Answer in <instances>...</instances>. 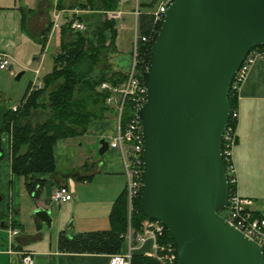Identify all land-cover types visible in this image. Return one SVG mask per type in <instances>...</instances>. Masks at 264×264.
<instances>
[{
	"label": "water",
	"instance_id": "water-1",
	"mask_svg": "<svg viewBox=\"0 0 264 264\" xmlns=\"http://www.w3.org/2000/svg\"><path fill=\"white\" fill-rule=\"evenodd\" d=\"M262 45L264 0H176L141 73L147 101L137 112L145 142L140 211L166 227L178 264H264L262 249L221 215L230 195L222 153L229 95L245 58ZM8 113L0 105V133ZM99 145L103 156L109 142ZM35 217L52 225L49 209Z\"/></svg>",
	"mask_w": 264,
	"mask_h": 264
},
{
	"label": "crops",
	"instance_id": "crops-1",
	"mask_svg": "<svg viewBox=\"0 0 264 264\" xmlns=\"http://www.w3.org/2000/svg\"><path fill=\"white\" fill-rule=\"evenodd\" d=\"M96 2L97 0H0V53L7 55L11 62L9 70H0V105L8 108L19 105L11 104L10 107L9 104L10 87L18 73L21 74L20 80L28 72L32 76L30 81H43L40 79L41 66L45 53L51 47L53 35L58 48L55 56L61 51L63 37L64 41H71L72 36L65 26L80 22L86 27L85 20L92 21L93 18L113 21L105 15L100 17L104 10L95 8ZM100 2L102 5L106 4L105 0ZM118 2V9L115 11L122 13L125 23L127 17L133 18L137 7H152L157 0L149 4H142L140 0ZM130 4H134L133 8L126 9ZM113 22L118 27L119 21ZM47 30V43L43 45L42 39ZM117 32L120 38L121 32ZM34 63H37V68ZM122 63L123 57L117 61L119 65ZM238 108L240 118L234 163L239 192L244 197L254 199L255 208L261 210L264 209V60L258 61L249 73L240 92ZM38 114L41 113L35 112L34 117ZM107 114L103 120L91 122L90 131L84 136L90 135L91 129H94L96 137L110 142L116 135L118 119L114 108ZM79 138L81 137L59 140L56 143L54 158L57 170L53 174L37 175L36 178L43 185H39L31 193L27 189L25 177L12 173L11 134L3 132L1 135L3 158L0 161V264H23L21 259L26 252L33 253L34 264H109L111 255L73 254L59 250L61 233L70 236L110 230L109 216L113 205L127 191L122 155L109 148L104 154L107 157L104 161L97 160L92 152H81L76 159L73 142ZM79 146L82 144L79 143ZM102 173L108 176L101 179L107 187L99 191L98 197H90L88 192L92 191L97 178H101L95 176ZM60 186L69 187L74 195L73 201L65 204L52 202V193ZM42 208L50 210V227L35 217L36 210ZM8 228L18 229L20 234L12 238ZM129 235L132 242L137 243L138 237L133 239V231L130 230L123 254L129 251ZM134 246L136 253L146 256L152 253V241Z\"/></svg>",
	"mask_w": 264,
	"mask_h": 264
},
{
	"label": "trees",
	"instance_id": "trees-1",
	"mask_svg": "<svg viewBox=\"0 0 264 264\" xmlns=\"http://www.w3.org/2000/svg\"><path fill=\"white\" fill-rule=\"evenodd\" d=\"M102 10L115 11L118 0H105ZM101 8V7H100ZM153 17L142 14L140 17V34L149 35L153 29ZM162 24L159 25L160 30ZM71 34V41L61 43V51L53 57L54 67L50 74L43 78L44 87L30 93V86L25 93L17 112L9 111L5 119L4 130L0 133V161L3 158L1 135L11 134L12 173L25 177L29 192H35L42 181L36 178L40 174H53L57 170L54 158V147L59 140L82 137L89 133L91 122L103 120L110 111L106 104L111 96L108 89H102L104 83L119 85L125 80L129 55H121V65L110 63L114 72L109 74L105 68L106 57L116 43V23L100 20L94 32L77 31L71 24L65 26ZM50 30V29H49ZM42 39L47 43L48 31ZM93 30V29H92ZM158 33L142 48V54L150 65L151 50ZM118 58V59H119ZM229 101L232 114L238 108V100L230 92ZM44 115V120L33 123L35 112ZM131 114L127 104L122 118L124 125ZM227 168V163L225 162ZM141 197L133 203L129 212L127 191L125 190L115 201L109 219L111 228L108 231L80 233L75 235L60 234L59 250L73 254H119L123 252L130 230L133 239L142 232L143 223L147 220L140 211ZM166 245L174 241L168 230L159 239ZM137 243H134L136 245ZM132 264H160L156 259L140 253H133ZM178 264L177 249L175 262Z\"/></svg>",
	"mask_w": 264,
	"mask_h": 264
},
{
	"label": "built area",
	"instance_id": "built-area-1",
	"mask_svg": "<svg viewBox=\"0 0 264 264\" xmlns=\"http://www.w3.org/2000/svg\"><path fill=\"white\" fill-rule=\"evenodd\" d=\"M123 1V0H121ZM176 0H157L156 5L142 9L137 7L133 12L134 39L132 42L130 67L126 72L125 80L119 85L112 86L104 83L101 88L108 89L111 96L106 104L114 108L117 112L116 135L109 142V148L121 153L125 164V175L127 178V196L129 208L132 210L133 203L142 195L143 181V152L145 142L143 138V123L137 115L138 110L147 101V89L141 79V73L149 70L145 56L142 54L143 46L150 42L159 32L158 27L163 24L165 15L170 6ZM149 13L153 17V29L149 35L140 34V17L144 13ZM107 17L113 21H119V30H125L123 15L120 11H110ZM74 30L84 31L85 25L80 22L71 23ZM260 60H264V45L249 52L241 68L234 77L231 91L239 101L240 92L245 84L249 73ZM11 66L10 59L4 53H0V70H8ZM44 87L42 81L37 80L31 87V92L38 91ZM230 91V92H231ZM127 104L130 106L131 114L123 125L122 118L125 115ZM19 106L12 108L17 112ZM240 113L237 108L232 114V124H229L222 138V153L224 163H227V173L229 176L230 195L228 207L222 212V216L236 230L243 233L251 241L255 242L264 255V209L255 208V200L244 197L239 192L237 170L234 163V149L237 143V127ZM231 119V116H230ZM74 195L68 186H60L52 193V202L55 204H65L73 201ZM166 227L160 222L147 220L143 223L142 232L138 234L137 243L144 245L152 241V253L149 257L156 259L160 264H173L175 262L176 248L172 243L162 245L159 239L164 235ZM10 237H17L20 234L18 229L9 228ZM129 251L126 253L113 254L109 264H132V256L136 247L129 235ZM23 264H34L33 253H23Z\"/></svg>",
	"mask_w": 264,
	"mask_h": 264
},
{
	"label": "rangeland",
	"instance_id": "rangeland-1",
	"mask_svg": "<svg viewBox=\"0 0 264 264\" xmlns=\"http://www.w3.org/2000/svg\"><path fill=\"white\" fill-rule=\"evenodd\" d=\"M100 1L97 0V2H96L97 4L94 5V7L95 8H100L101 7V9H104L103 8L104 4L102 5ZM152 1L153 0H140V2L142 4H149ZM133 5L134 4H130L129 6L126 7V9H128V8L132 9ZM142 9H146V8H142ZM108 12H110V11H104L103 16H100V17H104V15L107 16ZM99 20L96 19V18L95 19L93 18L92 21H88V20L86 21L85 20V24H86V28H87L86 31H88L90 29V31H88V33L92 34L94 32V28L96 27L97 23L100 22ZM88 22H91V23H88ZM133 22H134V19L132 17H127V20L124 23V24H126V29L124 31L123 30L122 31L119 30V26L118 27L116 26L117 27V31L121 32V36H120V38H118V36L120 34H118L116 36L115 46H114V48L111 51H109V53H108V55L106 57L105 68H106V70H108L109 74L114 72V67L110 63L111 60H113L114 58H116V57H118L120 55H129L131 53L132 42H133V39H134ZM117 38H118V40H117ZM117 42H118V44H117ZM57 51H58V48L55 46V35H53L52 40H51V47L45 53L46 55H45L44 61H43L42 66H41V74H40L41 75L40 76L41 80H43V77L46 74H49L52 71L53 66H54L53 57L55 56ZM123 53H125V54H123ZM34 66L37 68V63L36 64L34 63ZM19 75H20V73L17 74V77ZM30 75H31V73L26 72L21 80L20 79L18 80L17 77L14 79V82H13V84L10 87L11 88V93L9 95V98L11 100V103H9L10 107L12 106L11 104H17V103L20 104L21 103L20 101L24 97L25 93L27 92L28 85L30 84V82H32V81H30L32 79V76H30ZM36 81L37 80L35 79V81L31 83L30 88H31L32 84L35 83ZM36 113H40V112L37 111ZM107 115L108 114H106V116ZM44 118H45L44 115L41 113V114H38L35 117H33L32 121L34 123V122H37V121H42V120H44ZM91 132L92 133L90 135L83 136V137H81V138H79L77 140H74L73 143H74V145L76 147L75 148L76 159L79 158V155H80L81 152H86V153H91L92 152L91 154L95 155V158H97V160L103 159V161H104L105 159H107V157H106V155L101 156L99 154V142L98 141L100 139L98 137H96L95 133H93V132H95L94 129H91ZM79 143L82 144V146H79ZM117 152L121 155V153L119 151H117ZM70 160H72L71 157H70ZM100 164H102V163H100ZM95 177H101V178H97V180L94 182V185L92 186V191L90 190L88 192L90 197H98L99 191L102 190L103 188L107 187V185H105L103 180H101V179H103L102 177H108V176H105V174L102 173V174L96 175ZM128 206H129V200H128ZM132 209H133V207H132ZM131 211H130V208H129V212L130 213H131ZM9 236H10V234H9ZM133 243H135V242H133ZM125 247H126V244H125Z\"/></svg>",
	"mask_w": 264,
	"mask_h": 264
}]
</instances>
